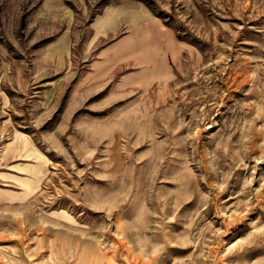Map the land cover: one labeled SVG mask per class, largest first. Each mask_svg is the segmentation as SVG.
<instances>
[{
  "label": "rangeland",
  "instance_id": "rangeland-1",
  "mask_svg": "<svg viewBox=\"0 0 264 264\" xmlns=\"http://www.w3.org/2000/svg\"><path fill=\"white\" fill-rule=\"evenodd\" d=\"M41 1L0 0V264H264V0L95 45Z\"/></svg>",
  "mask_w": 264,
  "mask_h": 264
},
{
  "label": "crops",
  "instance_id": "crops-1",
  "mask_svg": "<svg viewBox=\"0 0 264 264\" xmlns=\"http://www.w3.org/2000/svg\"><path fill=\"white\" fill-rule=\"evenodd\" d=\"M64 1H68L67 6ZM36 17L41 22L64 27L57 41L73 40V35L81 30L73 33L72 27L84 25L86 41L92 45L113 41L123 34H127L126 39L132 38L158 25L157 18L140 0H42Z\"/></svg>",
  "mask_w": 264,
  "mask_h": 264
}]
</instances>
